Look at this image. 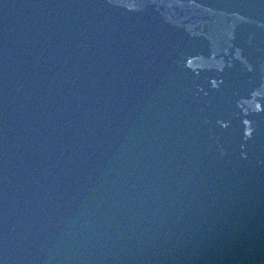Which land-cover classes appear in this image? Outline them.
<instances>
[{
    "label": "water",
    "instance_id": "obj_1",
    "mask_svg": "<svg viewBox=\"0 0 264 264\" xmlns=\"http://www.w3.org/2000/svg\"><path fill=\"white\" fill-rule=\"evenodd\" d=\"M0 264H264V0H0Z\"/></svg>",
    "mask_w": 264,
    "mask_h": 264
}]
</instances>
